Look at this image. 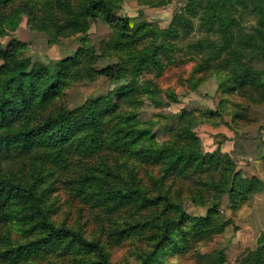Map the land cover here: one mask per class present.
Listing matches in <instances>:
<instances>
[{"label":"trees","instance_id":"trees-1","mask_svg":"<svg viewBox=\"0 0 264 264\" xmlns=\"http://www.w3.org/2000/svg\"><path fill=\"white\" fill-rule=\"evenodd\" d=\"M198 1L188 0L186 5L191 8ZM12 6L18 10L9 17L0 10V37L6 34L7 24L17 23L18 15L23 13L29 21L39 20L40 27L33 24L29 28L50 34L48 44L77 35L84 46L88 22L99 20L111 31L108 46L116 52V62L95 69L92 64L100 56L96 59L84 46L74 56L56 62L50 70L22 57L25 47L22 42L10 40L6 45L0 44V166L2 160L18 157L27 158L38 167L26 181L6 176L0 168V262L31 264L40 260L44 264H58L65 260L71 264H112L100 234L89 236L84 226L50 219L53 212L47 204L50 189L41 185L44 176L40 168L44 163L67 170L72 158L83 160L84 163H77L75 172L66 175L63 183L73 198L106 214L115 216L126 206L136 210L161 207L166 211L164 215L170 211L176 213L174 217L166 216L160 233L153 238L151 250L136 256L140 264L158 262L165 253L187 252L197 237L221 234L233 224L232 217L244 206H250L253 195L262 191L263 181L257 176H242L227 154L218 150L201 153L194 145L196 137L189 128H183L179 134L183 142L175 143L153 140L149 130L140 126L137 114L144 101L156 107L164 102L154 98L151 86L138 84V72L145 68L160 75L164 69L157 58L160 50L168 63L173 62L170 46L158 45L156 39L140 51L131 50V46L149 33L146 22L131 28L127 19L115 14L119 5L114 0H0V7ZM236 7L257 15L258 29L254 34H246L242 28L233 30L237 19L232 14ZM197 13L201 15L204 29L209 31L216 26L219 33L216 40H204L188 47L192 58L200 54L198 69L222 70L228 68L224 66L228 63L231 76L228 80H218L217 89L229 92L250 85L256 98L249 97V102L263 104L264 73L250 69L244 50L255 48L251 59L264 61V0H205L202 14L200 9ZM85 49L88 55L82 65ZM127 68H132V79L116 92L89 99L71 110L49 111L70 84L91 83L98 77L120 82ZM168 103L176 101L170 99ZM93 158L96 163L88 166L85 161ZM257 162L264 169L263 154ZM144 164L160 167L161 178L186 172L206 174V179L199 182L203 187L196 198L198 203L209 207L207 215L186 216L181 212L180 202L170 200L169 195L159 191L143 188L138 167ZM223 198L232 213L225 220L219 215ZM145 219L115 220L107 237L122 241L142 230L149 223ZM258 239V247L236 264H264V232ZM225 260L224 253L218 252L211 264H225Z\"/></svg>","mask_w":264,"mask_h":264},{"label":"rangeland","instance_id":"rangeland-1","mask_svg":"<svg viewBox=\"0 0 264 264\" xmlns=\"http://www.w3.org/2000/svg\"><path fill=\"white\" fill-rule=\"evenodd\" d=\"M114 1L119 5L115 14L127 19L131 28H136L143 22L148 25L149 33L141 42L130 47L132 51L142 50L145 44H150L155 39L158 45L170 46L169 56L171 55L173 62L168 63L161 50L157 52V58L164 64L160 75L152 69L141 68L136 78L139 85L151 86L155 91L154 98L164 102V105L156 107L145 100L137 114L140 126L149 130L154 137L153 140L183 142L179 134L182 133L183 128L187 127L196 137L194 145L203 154L216 150L224 153L223 147L231 149L237 145L238 149L243 148L242 151L236 153L240 157L257 149L264 151V103L253 104L248 100L249 97L256 98L255 90L250 88V85H244L229 92H222L217 89L218 80H228L231 76V66L226 63L224 66H228L227 69L220 70L213 67L208 71H201L198 69L200 54L196 53L197 56L192 58L189 53V46L204 40H216L219 37L216 26L209 31L202 27L201 15H198L197 10L200 9L202 14L205 0H199L191 8L186 5L188 0ZM161 2L164 4H160ZM13 7H0V10L8 13L9 17L11 12L18 10ZM232 16L237 19L234 31L242 28L245 29L244 33L254 34V31L258 29L256 25L258 17L248 9L236 7ZM17 20V23L10 21V24H7L8 30L4 36L0 37V44L6 45L10 40L22 42L25 47L21 51V56L28 58L33 65L42 64L52 70L56 62L74 56L77 50L84 46L90 53H93V56H96V59L100 56L99 61L97 59L96 63L92 64L93 68L99 69L108 63L116 62L114 58L116 52L111 51L112 49L108 46L112 37L111 31L99 20L88 22L84 46H81L77 35L59 38L50 45L48 44L50 34L42 29L31 30L29 28V25L33 24L40 27L38 19L35 18L32 22L29 21L27 15L20 13ZM257 39L258 44L261 45L260 38ZM88 51L85 49L82 65H85ZM244 51L245 60L249 59L250 69L264 73V61L251 59L256 49L247 48ZM131 79L132 68H127L126 75L120 82H109L103 77H98L91 83L74 82L62 91L49 111L77 108L89 99L116 92ZM170 99H174L176 103H168ZM245 158L234 162L243 160L249 165L254 161L258 166L257 159L253 158L250 162ZM78 162L84 163L83 160L72 158L67 170L50 163H44L40 168L44 176V183L41 185L49 186L50 189L47 196V204L52 206L53 211L50 219L56 223L64 220L69 225L84 226L89 236L100 234L110 253L112 264H140L136 258L141 255L140 253H147L151 250L153 238L160 233L166 216L174 217L176 213L170 211L164 215L166 211L161 207L136 210L133 206H126L120 210V213L112 216L103 210L80 202L71 196L63 183L67 179L66 175L69 176L75 172ZM85 163L92 166L96 161L93 158ZM36 165L27 158L13 157L2 160L0 168L6 176L11 175L26 181L32 176L33 170L38 169ZM159 168L149 164L139 165L138 179L143 188L150 192L159 191L163 195H169L170 200L180 202L181 212L186 216L198 218L207 215L209 207L198 203L196 198L200 188L203 187L199 182L206 179V174L200 175V172L191 175L186 172L161 178ZM70 171L73 172L70 173ZM262 171L264 172V169ZM241 173L242 176H247ZM262 181L264 182V177ZM253 201L252 198L250 206H244L233 216L234 218L232 217L233 224L221 234L197 237L192 242V249L189 251L165 253L164 256L158 258V262L153 264H211L214 262V254L218 252L224 253L225 264H236L249 251L258 247V237L264 232V223L258 219L261 213L257 211L256 217L254 215L253 208L256 206H253ZM226 205V198H223L219 215L224 220L232 216ZM261 210L264 211V208ZM134 218H146L145 220L149 223L142 230L132 233L122 241L107 237V232L114 226L115 220ZM238 242L241 245L240 249L235 246ZM0 264L4 263L0 262ZM31 264L44 263L38 260ZM58 264L71 263L60 260Z\"/></svg>","mask_w":264,"mask_h":264},{"label":"crops","instance_id":"crops-1","mask_svg":"<svg viewBox=\"0 0 264 264\" xmlns=\"http://www.w3.org/2000/svg\"><path fill=\"white\" fill-rule=\"evenodd\" d=\"M240 145L242 147H244L243 144H240ZM260 146H262V145L260 144ZM238 147H239L238 145L233 146L231 149L223 147L222 151L224 153H227L228 156L234 161L240 160V159L244 160V158L246 157L245 159H247L248 161L251 162L253 160V158L258 159V157L262 153L264 154V151H262V149H257L255 151H250V152L246 153L244 157H240V155L238 156V155H236V153H238V151L239 152L242 151L243 148L238 149ZM243 160L239 161V162H235L238 165L237 166L238 170H240L241 172H243L244 174H246L248 176H257L258 178H260L262 180L264 177V172L259 168V166H257V163L252 161L253 163L248 165L245 162H243ZM263 196H264V187H263L262 191L253 195V200H254L253 206H256L253 208L254 209V215L256 217L257 211H258V213H261V215L259 216L260 218H258V219H260V221L262 223H264V211L261 210L264 208V197ZM259 204H260V206H258ZM263 230H264V228H263ZM257 236H258V234H257ZM235 246H236V248L240 249L241 248L240 242L235 244ZM240 252H241V250H240Z\"/></svg>","mask_w":264,"mask_h":264}]
</instances>
